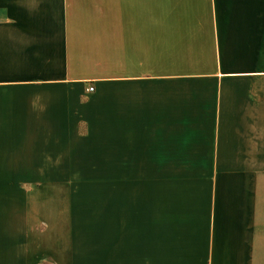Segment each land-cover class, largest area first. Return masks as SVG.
Wrapping results in <instances>:
<instances>
[{"label":"crops","instance_id":"0c3cea01","mask_svg":"<svg viewBox=\"0 0 264 264\" xmlns=\"http://www.w3.org/2000/svg\"><path fill=\"white\" fill-rule=\"evenodd\" d=\"M0 264H264V0H0Z\"/></svg>","mask_w":264,"mask_h":264},{"label":"built area","instance_id":"2783aa9c","mask_svg":"<svg viewBox=\"0 0 264 264\" xmlns=\"http://www.w3.org/2000/svg\"><path fill=\"white\" fill-rule=\"evenodd\" d=\"M87 90H91V87H90V86H88V87H87Z\"/></svg>","mask_w":264,"mask_h":264}]
</instances>
